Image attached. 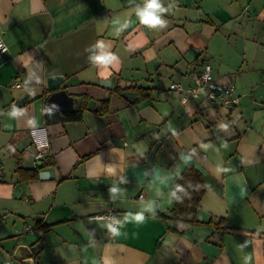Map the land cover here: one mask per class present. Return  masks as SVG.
I'll list each match as a JSON object with an SVG mask.
<instances>
[{
    "label": "crops",
    "instance_id": "obj_1",
    "mask_svg": "<svg viewBox=\"0 0 264 264\" xmlns=\"http://www.w3.org/2000/svg\"><path fill=\"white\" fill-rule=\"evenodd\" d=\"M0 35V264H264V0H0ZM203 63L237 106L169 89ZM52 76L77 110H46ZM188 167L192 222L173 212ZM109 208L113 241L90 219Z\"/></svg>",
    "mask_w": 264,
    "mask_h": 264
},
{
    "label": "built area",
    "instance_id": "obj_2",
    "mask_svg": "<svg viewBox=\"0 0 264 264\" xmlns=\"http://www.w3.org/2000/svg\"><path fill=\"white\" fill-rule=\"evenodd\" d=\"M7 50V45L0 35V56ZM14 87H19L20 84L15 83ZM169 89L178 95L179 101L185 103L190 99L205 98L212 103L225 107L232 108L239 103V96L236 93L233 84H219L212 76L211 67L208 63H203L199 71L192 74V84L187 87L180 83H171ZM35 161L41 158L40 153L33 155ZM90 219L103 221L106 225V230L109 236V241L114 240L116 229L119 225L117 214L111 209H107L101 213H96L90 216ZM8 264V262L6 263Z\"/></svg>",
    "mask_w": 264,
    "mask_h": 264
},
{
    "label": "trees",
    "instance_id": "obj_3",
    "mask_svg": "<svg viewBox=\"0 0 264 264\" xmlns=\"http://www.w3.org/2000/svg\"><path fill=\"white\" fill-rule=\"evenodd\" d=\"M99 105L100 112L106 111L108 108V100H102ZM80 118V113L68 117V119L71 120H78ZM63 119H65V117L59 114H52L47 111L44 113V120L46 124ZM41 166L42 165L37 166L35 170L37 171ZM174 182L175 191L173 212L178 218L192 222L194 220L199 200L205 188L204 177L198 169L188 167L175 178Z\"/></svg>",
    "mask_w": 264,
    "mask_h": 264
},
{
    "label": "water",
    "instance_id": "obj_4",
    "mask_svg": "<svg viewBox=\"0 0 264 264\" xmlns=\"http://www.w3.org/2000/svg\"><path fill=\"white\" fill-rule=\"evenodd\" d=\"M64 81L62 76H52L46 79L45 88L49 91L46 95L45 103L46 110H54L56 112H73L79 108V101L77 98L71 96L65 88L60 87V84ZM135 94L131 91L121 92V96L126 99H130V96ZM28 95H25L23 98L16 100L11 106L10 109L17 110L25 104L27 101ZM93 103V101H90ZM160 142L155 143V145L150 150L147 159L146 165L150 169L154 163L153 157L157 148L159 147ZM35 252V251H34Z\"/></svg>",
    "mask_w": 264,
    "mask_h": 264
}]
</instances>
